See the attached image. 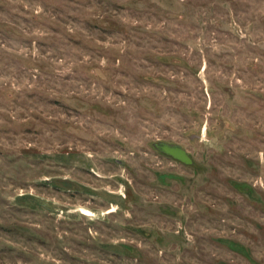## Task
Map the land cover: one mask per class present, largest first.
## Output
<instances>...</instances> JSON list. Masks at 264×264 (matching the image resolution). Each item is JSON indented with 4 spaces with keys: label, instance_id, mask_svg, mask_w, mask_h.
<instances>
[{
    "label": "rangeland",
    "instance_id": "1",
    "mask_svg": "<svg viewBox=\"0 0 264 264\" xmlns=\"http://www.w3.org/2000/svg\"><path fill=\"white\" fill-rule=\"evenodd\" d=\"M0 264H264V0H0Z\"/></svg>",
    "mask_w": 264,
    "mask_h": 264
},
{
    "label": "water",
    "instance_id": "2",
    "mask_svg": "<svg viewBox=\"0 0 264 264\" xmlns=\"http://www.w3.org/2000/svg\"><path fill=\"white\" fill-rule=\"evenodd\" d=\"M155 147L161 152L168 154L184 163H193V157L188 149L178 142L159 140L154 142Z\"/></svg>",
    "mask_w": 264,
    "mask_h": 264
},
{
    "label": "flooded vegetation",
    "instance_id": "3",
    "mask_svg": "<svg viewBox=\"0 0 264 264\" xmlns=\"http://www.w3.org/2000/svg\"><path fill=\"white\" fill-rule=\"evenodd\" d=\"M113 209H110V210H106V212H110V211H112ZM92 214L94 213V212H91Z\"/></svg>",
    "mask_w": 264,
    "mask_h": 264
},
{
    "label": "bare ground",
    "instance_id": "4",
    "mask_svg": "<svg viewBox=\"0 0 264 264\" xmlns=\"http://www.w3.org/2000/svg\"><path fill=\"white\" fill-rule=\"evenodd\" d=\"M79 210L82 212L83 211V209L82 208H79Z\"/></svg>",
    "mask_w": 264,
    "mask_h": 264
}]
</instances>
